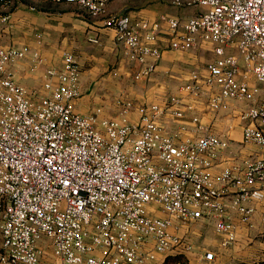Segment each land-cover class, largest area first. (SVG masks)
<instances>
[{
	"label": "built area",
	"instance_id": "1",
	"mask_svg": "<svg viewBox=\"0 0 264 264\" xmlns=\"http://www.w3.org/2000/svg\"><path fill=\"white\" fill-rule=\"evenodd\" d=\"M24 1L0 0V21L8 22ZM44 1L77 4L102 17L136 82L155 72L162 44L211 55L161 101L120 95L115 114L101 117V106L87 113L73 107L81 95L73 51L44 70L40 92L10 71L26 57L25 47L0 46V264L156 262L190 249L189 231L200 219L221 247L232 244L235 219L251 223V201L264 189V157L213 172L229 141L201 114L215 118L230 101L243 103L242 142L264 150V0H173L196 10L154 19L104 16L107 0ZM88 41L100 43L98 36ZM42 62L35 54L30 69ZM167 112L179 123L165 125Z\"/></svg>",
	"mask_w": 264,
	"mask_h": 264
},
{
	"label": "crops",
	"instance_id": "2",
	"mask_svg": "<svg viewBox=\"0 0 264 264\" xmlns=\"http://www.w3.org/2000/svg\"><path fill=\"white\" fill-rule=\"evenodd\" d=\"M37 4H39L38 9L34 13L27 12L26 9H23V4L17 6L12 16L18 17L16 20L23 22L24 18L25 20L30 18L35 24L34 27H40L44 40L52 41V54L49 57L48 52L42 50V53L46 54L47 58L40 55L43 58V62L34 70L30 69L32 60L29 56L26 61L19 60L14 62L15 64L12 63L16 67V72L13 73L11 69L10 71L12 72L14 80L19 84L42 92L41 83L44 70L49 66L59 67L61 65V54L63 51H74L80 67L81 95L74 101L73 107L80 113H87L93 108L101 106V117H111L116 111L114 98L117 95L131 98L136 103L147 101L159 102L163 96L162 90L164 91L165 89L167 92L168 88L162 82H160L161 84L158 83L159 80L156 79L158 74L160 80L164 77L172 81L179 80L180 82L178 84H180L187 80L190 71L196 65L202 64L207 58L205 57L206 54L211 55L202 50L180 53L162 44V57L155 72L144 83H135L138 88L131 87L130 89L126 84V78L119 80L106 76L103 81L97 82V77H95L99 71L97 66L94 65L87 70L83 67V63L90 57L86 54L85 47L87 44L94 45L88 41V37L98 34L100 45L103 43L102 46L109 53L110 59L115 60L116 57H120L121 51L124 54V48L115 42L113 32L103 28L100 22L97 23L96 27H93L88 23L82 22L79 18L74 17L72 8L75 4L65 2L55 3L44 0L38 1ZM195 10L193 8L190 14L194 13ZM158 15L156 14L153 17L145 16V18L154 19ZM102 63L108 65V61L105 60ZM186 65L189 68H186ZM173 93L171 92L170 94ZM243 107L245 105L241 102L230 101L229 106L223 109L218 117L213 118L206 111L201 114L204 125L211 124L210 129L212 131L225 135L229 141L228 147L221 152L218 163L212 169L213 172L232 162H244L253 157H264V150L253 144H244L242 142V126L239 122L238 114ZM170 116L171 114L168 112L163 115L162 120L165 125L170 126L168 124L172 123L171 126H175L179 123L178 119L172 121L171 119L173 117L171 116V118ZM137 117L138 114L136 111L129 114V119L132 121H135ZM187 123L188 126H191L190 122ZM258 193L260 195H256L251 201L254 207L251 223L244 224L237 218L235 219L237 226L236 238L232 244L225 248L221 247L219 245V236L215 234L214 230L212 232L207 231L206 233L204 231L206 222L200 219L193 224L189 231V240L193 248L190 251L182 252L181 261L186 262V264H253L264 260V236L258 235V232L264 229L262 222L264 218V189ZM185 231L186 229L182 228L179 234L184 235ZM206 252L213 253L211 260L204 258ZM175 253L178 252H171L169 255ZM165 257L159 256L156 262H148L146 264H162Z\"/></svg>",
	"mask_w": 264,
	"mask_h": 264
},
{
	"label": "rangeland",
	"instance_id": "3",
	"mask_svg": "<svg viewBox=\"0 0 264 264\" xmlns=\"http://www.w3.org/2000/svg\"><path fill=\"white\" fill-rule=\"evenodd\" d=\"M38 1H24L22 7L26 9L27 12L34 13L35 10L38 9L39 4ZM37 4V5H36ZM16 10H13L15 12ZM193 11L192 7H180L173 4V0H107L105 9H104V16L112 14V13H126L132 17H153L156 14L164 13L168 15H187ZM72 13L74 17L79 18L82 22L88 23L89 25L96 27L97 23L102 24V17L92 18L89 16L81 7L75 4L72 8ZM103 16V17H104ZM31 17V16H30ZM18 17L11 16L9 21L3 23L0 21V46L8 47H25L26 49V57L23 58L21 61H26L28 57L32 58L37 55H42L46 57V54L42 53V50L48 52V56L50 57L52 54V41H45L42 35V29L40 27H34V22L29 18L23 21L16 20ZM19 21V22H18ZM95 35V33H93ZM96 36L99 37L97 34ZM103 43L99 44H87L85 47V52L90 57L83 63V67L85 70L92 66H97L99 71L96 73L95 77H97V82H101L106 78V76H110L113 79H121L126 78V84L129 88H138L135 83L136 81L132 78V65L127 60L125 53L123 54L122 51L120 53V57H116V59L111 60L109 53L107 50L103 48ZM79 50V49H78ZM51 52V53H50ZM74 52V51H73ZM75 53V52H74ZM202 53V52H201ZM203 54V53H202ZM87 55V56H88ZM205 57H209V55H205ZM204 57V58H205ZM47 58V57H46ZM103 60L108 61V65L103 64ZM15 64V63H14ZM14 64L10 65V69L12 72H16V67ZM186 68H189L186 65ZM83 72V71H82ZM159 75V74H158ZM157 75V80L165 84L168 88L167 92L164 89L163 96L160 98L161 100L171 92H176L179 80H169V78L162 77L160 80L159 76ZM161 77V76H160ZM100 80V81H99ZM164 81V82H163ZM154 83V82H153ZM155 85V84H154ZM159 86V85H158ZM160 88V87H159ZM120 96V95H117ZM116 96V97H117ZM115 97V98H116ZM114 98V99H115ZM150 102V101H147ZM171 117V116H170ZM172 118V117H171ZM172 121L175 120L173 117ZM164 122V121H163ZM172 125V123L168 124ZM213 231L211 225H205V230ZM258 235L264 236V229L258 232ZM192 244L190 249H192ZM187 249L186 251H190ZM219 255V254H218Z\"/></svg>",
	"mask_w": 264,
	"mask_h": 264
},
{
	"label": "trees",
	"instance_id": "4",
	"mask_svg": "<svg viewBox=\"0 0 264 264\" xmlns=\"http://www.w3.org/2000/svg\"><path fill=\"white\" fill-rule=\"evenodd\" d=\"M263 240H264V237H263ZM182 254L183 253H175L172 255H167L165 257V260L162 262V264H186V262L181 261ZM238 264H249V263H238ZM253 264H264V260H260Z\"/></svg>",
	"mask_w": 264,
	"mask_h": 264
}]
</instances>
